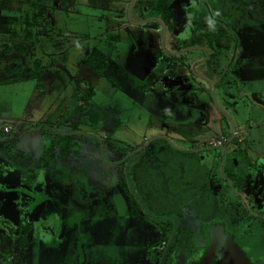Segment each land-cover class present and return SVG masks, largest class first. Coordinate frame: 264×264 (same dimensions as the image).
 <instances>
[{
    "label": "rangeland",
    "instance_id": "1",
    "mask_svg": "<svg viewBox=\"0 0 264 264\" xmlns=\"http://www.w3.org/2000/svg\"><path fill=\"white\" fill-rule=\"evenodd\" d=\"M215 1L167 0L169 22L160 15L154 20L143 0H42L51 25L39 19L29 40L21 1L0 0V126L11 129L0 134V225L25 241L24 248L16 242L10 257L0 253V264H17L18 255L26 264H144L155 248L154 227L124 215L123 200L109 206L108 193L93 186L109 174L110 153L122 150L131 159L147 143L165 149L149 166L144 157L125 174L118 172V197L143 213L129 196L126 179L152 215H183L195 231L205 222L222 221L242 247L257 242L264 215H255L264 212V184L257 186L263 177L256 159L236 154L233 179L227 163L210 162L217 156L208 147L232 126L233 108L245 107V115L249 110L247 100H238L237 82L222 72L223 62L230 56L232 61L238 34L242 42L247 39L234 33L232 20L240 2L248 0ZM171 51L180 53L173 66ZM206 51L215 54L206 60ZM14 57L22 64L9 73ZM36 62L43 73L33 79ZM99 65L102 73L95 70ZM82 103L86 111L77 112ZM72 112L83 135L76 138L77 152L62 159L58 193L64 217L58 221L49 202L39 215L42 200L57 194L45 192L33 201L23 186L32 174L39 176L42 162L28 134L42 130L53 140L55 125ZM179 136L187 151L174 148ZM202 191L200 200L184 204ZM256 198L263 205L257 206ZM191 207L195 212L188 216Z\"/></svg>",
    "mask_w": 264,
    "mask_h": 264
},
{
    "label": "crops",
    "instance_id": "2",
    "mask_svg": "<svg viewBox=\"0 0 264 264\" xmlns=\"http://www.w3.org/2000/svg\"><path fill=\"white\" fill-rule=\"evenodd\" d=\"M237 6H239V3H237ZM239 8H241V11L237 12V14H235L236 17L232 20V30L234 33L246 34L247 39L245 38L246 41L242 42L238 34L239 37L236 38V49L232 56V61L231 63L228 62L229 58H231L230 56L225 63L223 62L224 66L222 72H225V76L231 75L233 84L237 82L238 100H247L248 105L246 106L249 107V110L246 117L243 112L246 111V109H244L245 107L236 106L233 108L232 114L234 120L232 121V126L229 128L227 127L226 131L220 133L218 137L236 132L237 134L235 138H233L237 145V151L235 153L241 155L242 158L245 156L253 159L255 158L257 164L261 162L260 164L262 165L260 166H264V0H248L246 4L240 2ZM232 83L229 82L228 84L230 85ZM75 114L76 112H72L69 117L62 119L60 123L55 125L57 132H80L77 129L78 121ZM10 132L11 129L8 133ZM8 133H3L0 129V134L3 135ZM45 133V131L36 130L31 131L28 135L33 141V144L37 140H41L47 144L51 140L45 136ZM56 135L57 133H53L54 139ZM235 150L236 149H234V151ZM89 155L93 156V153ZM87 158L89 160L91 159V157ZM63 168L62 160L48 167H43V163L40 162L38 170L39 176L37 177L35 174H32L28 178L27 184L23 185L30 194V199L33 201L39 195L44 197L45 192L52 191L50 193L54 192L57 194V197L53 195L46 200H42L43 202L40 206L39 215L41 216L44 208L47 210L49 202L56 208L55 211H58V213L56 212L58 215L55 213V215H57L55 217L58 218V221L62 220L64 217L62 213L64 199H62V196L58 193L63 185ZM102 179L106 181V177H102ZM93 187H95V191L101 192L104 185L99 182L98 185L95 184ZM9 191H13V189H9ZM61 191L63 190L61 189ZM33 203L34 204L30 205L29 208L31 218H33L35 212L36 203ZM26 222L28 223L30 220L27 219ZM27 223H25L26 226L29 225Z\"/></svg>",
    "mask_w": 264,
    "mask_h": 264
},
{
    "label": "flooded vegetation",
    "instance_id": "3",
    "mask_svg": "<svg viewBox=\"0 0 264 264\" xmlns=\"http://www.w3.org/2000/svg\"><path fill=\"white\" fill-rule=\"evenodd\" d=\"M156 0H143L141 5H145V9L147 11H151V9L153 8V5L155 4ZM214 4L216 5V1L214 0ZM150 6V8H149ZM148 7V8H147ZM169 8V7H168ZM170 9V8H169ZM155 18H158V16H153V19L155 20ZM140 22H136L137 25H141L142 23ZM172 52V51H171ZM170 57V59L172 60L171 62H174V60L177 59L178 56H180V53H176L175 51H173L172 53H167ZM158 54H156L157 56ZM16 58V57H14ZM13 58V59H14ZM14 64V63H13ZM10 65L12 66V63H10ZM14 66V65H13ZM1 127V126H0ZM10 131V130H9ZM57 132V131H56ZM60 133V132H57ZM81 133V132H78ZM82 134V133H81ZM236 132L233 134H228V135H224V136H220L218 138H215L214 140H211L210 142H208V147L210 149H215V156H217V160L215 161H210L214 163H217V166L219 165L220 161L222 163V167L227 163L230 167L229 173L231 172L232 178L236 175L237 173V169L239 166V161L238 158L236 156V151H237V145L234 142L233 138H235L236 136ZM176 143L178 144V146L174 147L175 149L179 150V151H187L184 150L182 145H186L188 144L186 141L183 140V138L181 136H179L178 138H176ZM108 145H110L112 147L111 144V140L109 142H107ZM147 143L145 145V147H140L142 150L140 151L139 155L137 157H132L131 159L129 158L130 156H125L124 154H121L122 150L118 151L120 153H110V160L106 161V169L108 170L109 174L106 176V181H104L101 178H99L98 182L96 183V185H98V183L100 182V184L103 183L104 188L103 190L100 192L101 194L104 193V195H107L108 193V199L111 198L113 200V202L109 203L110 205H114V207L117 205H122L124 201L125 206H124V210H125V214L124 215H130L129 217L136 219V221H140L143 222L144 220H147L148 222L151 223V225L154 227L157 237L154 241L153 244H155V246H153L154 251H153V255L147 257L144 261V264H161L163 257L166 254L165 257V261L163 264H197L203 254L206 252V250L209 247L210 244V229L217 227V226H222L223 227V231L225 234H229L232 236L233 240L241 247V249L243 250V252L245 253V255L247 256V258L249 259L251 264H264V220L262 223V226L260 227V230L258 232H260L258 234V238L256 239L257 242H254L253 245H249L246 246L245 248L242 247L239 242L236 241L235 236L232 234V232L230 230L227 229L226 227V223L222 222V221H208L209 223L205 222L201 228L198 229V227L196 228V231L194 229L191 228L190 225H187V223H185V220L183 219V215H163V216H155L152 215L148 212L146 205L143 203V201L138 197V195L134 192L132 186L130 184H128V182L126 183V179L124 181L127 190L129 191V196L132 195L131 197L135 199V201L138 205V208H141V211L143 213H141L138 209H136L137 207L135 206H130L129 201H126L125 197H118V194L116 193L117 191V187L119 186V181L116 180V177H118V172H120L121 170L124 172L125 174V170H127L131 165H133L135 162H137V159H141L144 158L147 160V164L148 166L150 164H153L156 160H158L159 158H157V155L161 153L162 150L165 149V147L163 146H156L155 145H151L148 147ZM107 145V146H108ZM44 147H45V143H44ZM101 149L102 152V146H101V142H99V147ZM108 148V147H107ZM148 149L150 151H148ZM183 149V150H181ZM234 149H236L234 151ZM190 152L193 153H197L199 154L202 150L201 149H192L189 150ZM43 155H44V151L43 153L39 156L42 160H43ZM38 157V158H39ZM247 156H245L244 158H246ZM202 158V157H201ZM220 158V159H219ZM248 158V157H247ZM205 159L202 158V161H204ZM43 163V162H42ZM261 163V162H260ZM260 163H255L257 164V169L259 168L260 172H259V176L263 179L262 182L258 183L257 186L259 187L260 184H264V166H260L262 164ZM118 166H121L120 168ZM125 169V170H124ZM234 179V178H233ZM240 192V190H237ZM263 192V189L261 190V193ZM235 194V192H234ZM251 194V193H250ZM203 195V191L199 194H195L193 196L189 197V200H184L185 203L187 204L186 201L188 202V204L186 206H191V204L195 201V200H200L202 198ZM257 196V195H256ZM130 197V198H131ZM238 197V196H237ZM245 198V197H244ZM250 200H252V195H250ZM257 206H261L263 205L261 200L257 199ZM111 206V207H112ZM190 209V208H189ZM254 208H253V212H254ZM264 210V209H263ZM192 212V213H191ZM195 212V210L191 207V209L188 212V216L193 215ZM259 212V211H258ZM262 212V215L260 213L259 216L255 215L256 218H260L263 217L264 212ZM199 213V212H198ZM196 222L197 220H199V218H195ZM199 222V221H198ZM202 224V223H201ZM0 227L4 228L3 226L0 225ZM5 229V228H4ZM11 236H12V244H13V250L8 254V255H4L5 258L12 256V254L14 255V251H15V244L16 242L18 243V239L19 236L16 233H12L9 232L7 229H5ZM194 235V236H193ZM174 236V237H173ZM173 238V240L171 241V239ZM211 264H217V259L214 258L211 262Z\"/></svg>",
    "mask_w": 264,
    "mask_h": 264
},
{
    "label": "trees",
    "instance_id": "4",
    "mask_svg": "<svg viewBox=\"0 0 264 264\" xmlns=\"http://www.w3.org/2000/svg\"><path fill=\"white\" fill-rule=\"evenodd\" d=\"M20 1H21L22 6L24 7L25 14H26L25 33H26L27 38L30 40L32 39L30 28L35 27L39 19H43L47 27L51 25L50 24L51 23L50 13L43 9L42 0H20ZM166 2L167 0H156L155 4L153 5V8L151 9V12H153L155 16L160 15L162 18H164L165 21L167 20L170 22V19H171L170 9L168 8ZM218 36L217 38L220 39L221 36L220 35ZM214 40H212L211 42L213 43ZM210 47H213V45L209 46V48ZM215 47H218V46L215 45ZM4 51H7V50L5 49ZM206 52H207L206 60H208L210 57H213V55L215 54L214 51L213 53H210L208 51ZM14 60H15L13 61L14 66L9 65L7 68L9 73L17 71L21 67V64H22L21 59L16 57L14 58ZM86 64L90 65V62L88 61L86 62ZM170 65L173 66L175 64L174 62H171L169 66ZM95 70L99 73H102L104 70V67L102 65H99L97 68H95ZM42 73H43V66L41 65V63L36 62L31 78L33 79L39 78L42 75ZM79 111L80 112L86 111V103H82V105L78 106L77 112ZM52 132L57 133L56 131H52ZM81 135L83 134L77 133V132L57 133L55 139L45 144L44 156L46 160L45 159L41 160L43 162V167L51 166L52 164H55L61 161L63 158L67 157L68 155L72 153H76L77 152L76 149L78 147L76 138ZM24 233L27 234L26 229L24 230ZM18 246L19 248H24L25 241H23L22 238L18 239ZM16 262L17 264H26L24 257L20 255L17 256Z\"/></svg>",
    "mask_w": 264,
    "mask_h": 264
},
{
    "label": "water",
    "instance_id": "5",
    "mask_svg": "<svg viewBox=\"0 0 264 264\" xmlns=\"http://www.w3.org/2000/svg\"><path fill=\"white\" fill-rule=\"evenodd\" d=\"M122 19L126 20V17L122 16ZM33 150L35 157H39L44 151V142L41 140L34 142ZM209 236V247L197 264H211L214 258L217 259V264H251L232 236L224 233L222 226L211 228ZM12 250V236L4 228L0 227V253L8 255ZM166 254L167 252L161 264L164 263Z\"/></svg>",
    "mask_w": 264,
    "mask_h": 264
},
{
    "label": "built area",
    "instance_id": "6",
    "mask_svg": "<svg viewBox=\"0 0 264 264\" xmlns=\"http://www.w3.org/2000/svg\"><path fill=\"white\" fill-rule=\"evenodd\" d=\"M0 129H1V131H2L3 133H8L9 130H10V127L7 126V125H3V126H1Z\"/></svg>",
    "mask_w": 264,
    "mask_h": 264
}]
</instances>
